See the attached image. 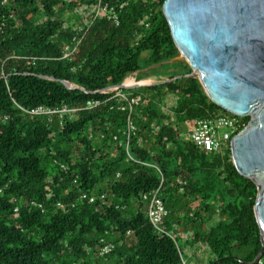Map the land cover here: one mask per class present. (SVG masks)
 <instances>
[{"label":"trees","instance_id":"1","mask_svg":"<svg viewBox=\"0 0 264 264\" xmlns=\"http://www.w3.org/2000/svg\"><path fill=\"white\" fill-rule=\"evenodd\" d=\"M105 1L118 24L101 9L85 24L80 10L94 0H0V264H183V249L197 246L210 254L205 264L251 262L262 245L256 184L229 148L206 151L178 126L229 112L197 78H174L191 69L169 62L178 51L164 0ZM78 25L85 33L66 54ZM142 57L168 74L102 91L141 71ZM38 105L71 111H23ZM156 188L167 210L162 230L142 198ZM105 244L113 247L101 255Z\"/></svg>","mask_w":264,"mask_h":264},{"label":"water","instance_id":"2","mask_svg":"<svg viewBox=\"0 0 264 264\" xmlns=\"http://www.w3.org/2000/svg\"><path fill=\"white\" fill-rule=\"evenodd\" d=\"M162 13L178 51L170 61H185L191 69L174 78H197L212 102L249 116L231 138L230 155L236 170L257 186L253 209L262 245L251 262L242 261L255 264L264 251V0H164ZM127 77L102 91L143 85L141 79L127 83Z\"/></svg>","mask_w":264,"mask_h":264},{"label":"built area","instance_id":"3","mask_svg":"<svg viewBox=\"0 0 264 264\" xmlns=\"http://www.w3.org/2000/svg\"><path fill=\"white\" fill-rule=\"evenodd\" d=\"M94 4L90 8L82 7L81 8V17L85 20V24H90L91 20L95 17L99 9L106 12V17L112 20L115 24H118L119 18L118 13L114 8V5L105 0H94ZM123 3L119 4L122 6ZM92 13V19L88 18V14ZM77 31L81 34L80 36L76 35L72 37V42H74V48H71L70 45L65 46L66 54H69L72 50L75 49L78 42L81 40V37L85 33V28L83 25L77 26ZM70 49V50H69ZM117 95L128 100L129 104H136L140 100V95L128 97L124 93H118ZM96 102H89L88 105L92 106ZM23 111L30 115H50L53 113H58L60 115L71 111L70 108L62 106L61 108H50L43 105H38L30 109L23 108ZM241 115L236 114H217L212 117L196 118L194 119V128L189 132V138L191 141L198 147L213 153L223 152L225 149H230L231 138L239 132L246 124L243 121ZM134 130V125L132 124L129 118L127 119V133H131ZM82 198L88 197L89 201H94L96 198L95 195L88 196L83 193ZM104 194H100V198H103ZM143 200L147 204V216L153 226L162 230L161 223L163 217L167 214V210L162 202V199L159 195L158 188L155 190L142 194ZM112 244H105L100 248L99 254L107 253L112 249ZM182 263L187 264L184 257H182Z\"/></svg>","mask_w":264,"mask_h":264},{"label":"rangeland","instance_id":"4","mask_svg":"<svg viewBox=\"0 0 264 264\" xmlns=\"http://www.w3.org/2000/svg\"><path fill=\"white\" fill-rule=\"evenodd\" d=\"M63 16L64 17L70 16V12H64ZM71 21L74 20H72L71 18ZM169 62H175V61H169ZM141 64L143 69L137 73L129 75L128 78L131 76L130 78H132L133 80H138V77H141L140 83L143 84L142 86L148 85V82H146L144 79H148L151 82H156L155 80L156 77L166 76L170 70V68H167V66L165 65H151L147 67L144 63L143 57L141 59ZM171 103L172 101L168 100V105H170ZM178 126L181 130L182 135H186L193 130L194 120L186 119L182 122H179ZM183 257L188 264H190L191 261H198V260H200L201 264H205L209 260L210 254L208 253V250L205 247L197 246L195 248H184Z\"/></svg>","mask_w":264,"mask_h":264},{"label":"crops","instance_id":"5","mask_svg":"<svg viewBox=\"0 0 264 264\" xmlns=\"http://www.w3.org/2000/svg\"><path fill=\"white\" fill-rule=\"evenodd\" d=\"M200 263V260H198V261H191V263L190 264H194V263ZM188 264V263H187Z\"/></svg>","mask_w":264,"mask_h":264},{"label":"bare ground","instance_id":"6","mask_svg":"<svg viewBox=\"0 0 264 264\" xmlns=\"http://www.w3.org/2000/svg\"><path fill=\"white\" fill-rule=\"evenodd\" d=\"M130 77H131V76H130ZM130 77H129V78H128V77L126 78V82H127V83H130V82H128L129 79H130ZM132 82H133V81H132ZM132 82H131V83H132Z\"/></svg>","mask_w":264,"mask_h":264}]
</instances>
